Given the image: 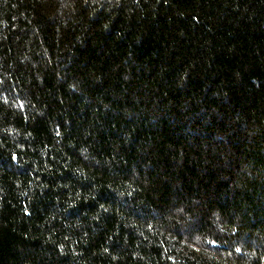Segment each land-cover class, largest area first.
Listing matches in <instances>:
<instances>
[{"label":"trees","instance_id":"trees-1","mask_svg":"<svg viewBox=\"0 0 264 264\" xmlns=\"http://www.w3.org/2000/svg\"><path fill=\"white\" fill-rule=\"evenodd\" d=\"M0 264H264V0H0Z\"/></svg>","mask_w":264,"mask_h":264}]
</instances>
